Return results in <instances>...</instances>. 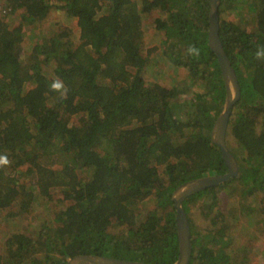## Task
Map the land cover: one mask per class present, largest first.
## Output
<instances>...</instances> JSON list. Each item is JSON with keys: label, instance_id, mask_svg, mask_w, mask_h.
<instances>
[{"label": "trees", "instance_id": "1", "mask_svg": "<svg viewBox=\"0 0 264 264\" xmlns=\"http://www.w3.org/2000/svg\"><path fill=\"white\" fill-rule=\"evenodd\" d=\"M209 2L4 0L0 154L10 164L0 168V210L19 202L18 196L26 208L35 191L50 198L52 188L61 191L64 207L55 212L54 224L37 233V244L28 231L8 237L0 264H67L79 254L153 263L177 259L174 191L191 179L227 171L211 137L227 91L209 45ZM245 2L254 30L228 18L235 4ZM56 7L76 18L78 42L71 29L61 27L42 36L28 60L22 58L27 29L35 34ZM154 10L161 14L154 21L163 35L162 53L192 79L203 77L206 92L194 100L179 101L181 88L145 79L144 20ZM219 16L221 41L241 87L227 131L240 175L183 201L193 230L190 264L229 263L232 238L219 206L229 193L221 194L222 188L234 184L247 195L264 191V126L258 128L264 120V61L254 55L264 46V0H221ZM191 45L200 49L198 57L189 55ZM55 78L66 85V97L49 89ZM178 107L182 117L175 114ZM17 172L36 180L20 182ZM151 195L155 208L142 215L139 202ZM199 204L214 228L203 239L191 210ZM115 224L126 228L110 231Z\"/></svg>", "mask_w": 264, "mask_h": 264}, {"label": "rangeland", "instance_id": "2", "mask_svg": "<svg viewBox=\"0 0 264 264\" xmlns=\"http://www.w3.org/2000/svg\"><path fill=\"white\" fill-rule=\"evenodd\" d=\"M160 15V12L154 10L144 20L146 37L143 55L148 57L145 79L151 83H160L168 88H181V92L176 97L179 101L194 100L196 94H204L206 92L203 77L192 79L184 66H175L174 63H171L169 57L162 53V42L164 39L163 35L156 30L154 21ZM162 15L164 16V14ZM228 18L241 23L248 30H254L255 28L256 20L246 2L235 4L229 12ZM61 27L71 29V35L75 38V42H78L79 27L76 18H70L62 7H56L34 29L35 34L30 29H27L28 34L20 45L22 58L28 60L32 54L30 53L32 47L42 40V36L52 34L61 29ZM174 109L177 116L182 117L184 115L185 111L181 107ZM262 126H264V120L260 119L258 128L261 129ZM19 171L22 172L23 170L19 169ZM15 175L19 176L20 182L36 180L34 174L22 175V173L17 172ZM230 186L229 191L225 188L220 190L221 194H229H223L221 204L219 202V206L225 215L224 218L228 221L229 230L227 233L232 238L227 248L228 259H230L228 264H264V191L260 190L252 195H247L243 193L242 187H234V184ZM35 194V198L32 199L26 208L21 206L23 197L18 196L19 202H15L6 209L0 210V248L4 247L8 237L12 234H19L25 231H28V235L33 237L34 244H37V233L40 229L45 225L54 224L55 212H59L64 207V202L60 201L62 199L61 191L57 188H52L51 197H46L47 199L36 191ZM152 198L153 195L139 202L138 209L142 215L155 208V202L152 201ZM242 207L245 208L244 214L239 210ZM191 210L194 217L197 218L195 224L203 239L210 228L214 229L210 218L203 214L205 209H202L200 204L197 206L192 205ZM11 211H15L14 213H18V215L13 216L10 214ZM235 217L237 220H235ZM124 227L126 228L125 224L124 226L115 224L110 228V231L118 232Z\"/></svg>", "mask_w": 264, "mask_h": 264}, {"label": "water", "instance_id": "3", "mask_svg": "<svg viewBox=\"0 0 264 264\" xmlns=\"http://www.w3.org/2000/svg\"><path fill=\"white\" fill-rule=\"evenodd\" d=\"M209 3V45L218 57L227 91L224 107L213 124L211 137L213 142L221 149L227 171L221 174H211L191 179L181 184L174 191L172 198L175 202L179 242V255L174 262L153 263L97 254H79L69 258L67 264H190L193 254L192 231L183 201L196 192L208 187L218 186L240 175L239 163L227 146V131L233 107L241 97V87L237 73L220 37L219 5L221 0H210Z\"/></svg>", "mask_w": 264, "mask_h": 264}, {"label": "clouds", "instance_id": "4", "mask_svg": "<svg viewBox=\"0 0 264 264\" xmlns=\"http://www.w3.org/2000/svg\"><path fill=\"white\" fill-rule=\"evenodd\" d=\"M188 53L191 56L198 57L200 55V49L195 45H191L188 48ZM255 58L260 61H264V46L258 47L255 51ZM49 89L59 94L61 98L66 97L68 89L64 82L59 79H53L48 85ZM10 164V160L6 154H0V168L6 167Z\"/></svg>", "mask_w": 264, "mask_h": 264}, {"label": "built area", "instance_id": "5", "mask_svg": "<svg viewBox=\"0 0 264 264\" xmlns=\"http://www.w3.org/2000/svg\"><path fill=\"white\" fill-rule=\"evenodd\" d=\"M4 6V0H0V12H5L7 8Z\"/></svg>", "mask_w": 264, "mask_h": 264}]
</instances>
